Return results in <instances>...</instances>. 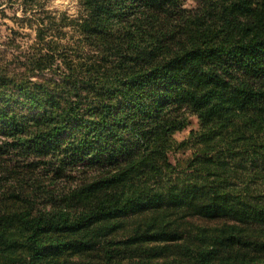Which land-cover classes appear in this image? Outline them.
Returning a JSON list of instances; mask_svg holds the SVG:
<instances>
[{
    "label": "trees",
    "instance_id": "16d2710c",
    "mask_svg": "<svg viewBox=\"0 0 264 264\" xmlns=\"http://www.w3.org/2000/svg\"><path fill=\"white\" fill-rule=\"evenodd\" d=\"M194 1L80 0L58 82L0 71V264H264V0Z\"/></svg>",
    "mask_w": 264,
    "mask_h": 264
},
{
    "label": "rangeland",
    "instance_id": "374dc122",
    "mask_svg": "<svg viewBox=\"0 0 264 264\" xmlns=\"http://www.w3.org/2000/svg\"><path fill=\"white\" fill-rule=\"evenodd\" d=\"M194 0H185V7L195 8ZM82 12L80 0H0V71L14 82L33 87L32 83L40 81L52 84L61 78L63 71L57 64L41 68L36 65V59L47 52L46 43L55 41L61 47L56 53L66 51L70 56L76 50L75 42L78 32L73 24L63 23L64 18H77ZM39 29L42 37L39 39ZM87 57L92 53L87 51ZM34 63V64H33ZM187 127L174 136V149L170 159L174 164L184 165L192 157L196 141L189 140L192 131L199 130V123L195 116H190ZM185 143V144H182ZM264 190V187L260 186ZM140 222L138 216L113 220V224H120V228L107 236L108 240L122 241L127 239ZM189 224L214 228L229 223L221 218L191 217ZM130 259L125 263H129Z\"/></svg>",
    "mask_w": 264,
    "mask_h": 264
}]
</instances>
